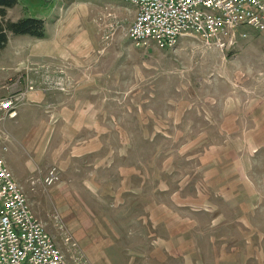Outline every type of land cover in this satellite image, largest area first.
<instances>
[{
	"label": "rangeland",
	"instance_id": "1",
	"mask_svg": "<svg viewBox=\"0 0 264 264\" xmlns=\"http://www.w3.org/2000/svg\"><path fill=\"white\" fill-rule=\"evenodd\" d=\"M111 1L0 5L4 23L66 9L59 57H23L14 74L28 69L45 96L3 121L33 211L69 264H264V32L244 24L228 48L195 35L138 47L133 10ZM6 33L0 58L31 49Z\"/></svg>",
	"mask_w": 264,
	"mask_h": 264
},
{
	"label": "built area",
	"instance_id": "2",
	"mask_svg": "<svg viewBox=\"0 0 264 264\" xmlns=\"http://www.w3.org/2000/svg\"><path fill=\"white\" fill-rule=\"evenodd\" d=\"M119 1L136 9L128 36L138 47L154 44L174 48L183 36L195 35L215 47L228 48L248 35L239 29L244 24L264 32V0ZM28 73L13 74L0 81V264H69L65 251L33 211L3 154L10 138L3 121L19 115L29 92L38 85ZM56 75L48 74L47 83L65 90L61 87L65 79ZM59 179L56 166L44 175L46 185Z\"/></svg>",
	"mask_w": 264,
	"mask_h": 264
},
{
	"label": "crops",
	"instance_id": "3",
	"mask_svg": "<svg viewBox=\"0 0 264 264\" xmlns=\"http://www.w3.org/2000/svg\"><path fill=\"white\" fill-rule=\"evenodd\" d=\"M72 1H76V0H72ZM119 0H112L111 2H117ZM55 2V0H54ZM122 1H119L117 3H120ZM124 3V2H122ZM125 8H131L134 12V17L135 18V14H136V9L133 5L128 4L126 5L125 3ZM62 10H66V9H53L52 11H49L47 14H42L39 13L38 16H36V18H40L43 19L44 21V30H45V34L43 36H36V35H31L29 34L26 39L27 45H31V49L29 47L26 48V52L23 51V54H17L14 52H11L7 55H3L0 58V61L5 62V66H2V68L0 69V81H4L6 80L9 76L15 74L16 72L19 71V67H18V62L23 58V57H30L33 59H37V60H42V61H46L48 59H52V57H59V53H60V47H62L63 44H65V35L63 32V30L66 29V26L63 27L64 23H60V21H58V19H60L62 17L61 13ZM31 17V16H30ZM50 19H52L50 22ZM49 25H51V28L49 27ZM51 29V32H50ZM79 34H75V36L73 38H69L68 39V34L66 35V41L67 39L69 41L68 44H76V42L74 41L76 39L77 43H81V40L83 39L82 35ZM29 51V52H28ZM26 53V54H25ZM29 58V59H30ZM5 67V68H4ZM22 73H28L26 71V69L23 67L22 69ZM30 73V72H29ZM43 71L40 70L38 73V78L42 79L43 77ZM40 91H30L29 95H28V100L30 99H41L45 96V94L43 93H39ZM24 108V106H23ZM22 108V109H23ZM33 136V134H32ZM33 138V137H32ZM26 140L29 141V139L26 137ZM9 165V163H8ZM10 166V165H9Z\"/></svg>",
	"mask_w": 264,
	"mask_h": 264
},
{
	"label": "trees",
	"instance_id": "4",
	"mask_svg": "<svg viewBox=\"0 0 264 264\" xmlns=\"http://www.w3.org/2000/svg\"><path fill=\"white\" fill-rule=\"evenodd\" d=\"M14 0H0V5L12 6ZM7 30H12L17 33H26L36 36H43L45 34L43 19L36 17H28L18 22L4 23L0 21V44H5L7 41Z\"/></svg>",
	"mask_w": 264,
	"mask_h": 264
}]
</instances>
